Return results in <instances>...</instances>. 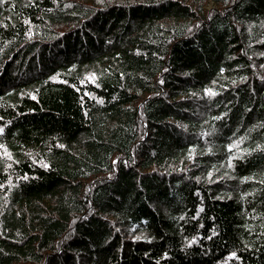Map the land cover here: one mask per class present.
Wrapping results in <instances>:
<instances>
[{"label":"trees","instance_id":"trees-1","mask_svg":"<svg viewBox=\"0 0 264 264\" xmlns=\"http://www.w3.org/2000/svg\"><path fill=\"white\" fill-rule=\"evenodd\" d=\"M0 264H264V0H0Z\"/></svg>","mask_w":264,"mask_h":264},{"label":"rangeland","instance_id":"rangeland-1","mask_svg":"<svg viewBox=\"0 0 264 264\" xmlns=\"http://www.w3.org/2000/svg\"><path fill=\"white\" fill-rule=\"evenodd\" d=\"M206 8H213L214 7V4H213V2H208L207 4H206V6H205Z\"/></svg>","mask_w":264,"mask_h":264}]
</instances>
